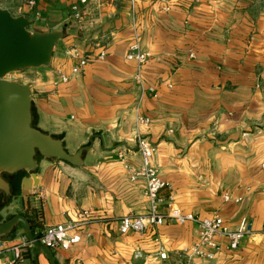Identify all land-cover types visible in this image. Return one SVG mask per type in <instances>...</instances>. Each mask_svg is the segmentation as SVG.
I'll return each mask as SVG.
<instances>
[{
    "label": "crops",
    "instance_id": "obj_1",
    "mask_svg": "<svg viewBox=\"0 0 264 264\" xmlns=\"http://www.w3.org/2000/svg\"><path fill=\"white\" fill-rule=\"evenodd\" d=\"M35 2L39 19L25 13L31 28L65 35L49 66L20 73L31 90L32 125L69 154L92 142L79 164L38 156L36 185L26 190L22 172L8 194L1 190L0 222L22 214L35 236L89 211L78 243L49 248L54 264H264V0ZM135 39L150 54L142 65L126 58ZM74 49L87 59L76 73ZM138 136L153 144L167 182L160 206L197 219L218 214L231 227L246 219L251 233L237 249L221 239L218 250L203 248L212 257L192 255L186 248L199 226L191 220L119 232V217L149 207L144 181H131L124 167L140 163ZM34 252L19 223L0 235V264H50L43 251L35 262Z\"/></svg>",
    "mask_w": 264,
    "mask_h": 264
},
{
    "label": "water",
    "instance_id": "obj_2",
    "mask_svg": "<svg viewBox=\"0 0 264 264\" xmlns=\"http://www.w3.org/2000/svg\"><path fill=\"white\" fill-rule=\"evenodd\" d=\"M32 24L33 20L24 14L13 15L2 7L0 0V190L7 194L10 183L4 175L15 180L20 173H29L22 178V183L26 190L30 189L32 180L37 184L38 156L79 164L82 152L92 142L89 139V145L80 147L74 154L67 153L59 138L32 125L30 86L7 79L26 69L49 66L55 46L65 35L58 29H32ZM18 223L27 242L35 249V262L38 252L43 251L50 264H54L50 249L35 238L29 221L22 214L0 222V235L12 232ZM21 252L29 255L27 246H21ZM25 262L30 263V260Z\"/></svg>",
    "mask_w": 264,
    "mask_h": 264
},
{
    "label": "built area",
    "instance_id": "obj_3",
    "mask_svg": "<svg viewBox=\"0 0 264 264\" xmlns=\"http://www.w3.org/2000/svg\"><path fill=\"white\" fill-rule=\"evenodd\" d=\"M132 6L135 0H130ZM81 3H86L87 0H80ZM36 9L35 0H22L18 10L21 14L30 12L34 19H39V12ZM73 16L76 19L81 18L80 10L74 6ZM104 52H101L103 55ZM73 56L79 57V62L72 68L73 72H79L87 63V59L80 58L76 49L72 51ZM150 57L149 52L141 50L137 39L129 44L126 52V58L135 60L139 65L144 64ZM64 80L66 78H63ZM138 123L147 125L148 119L142 116L138 117ZM138 154L140 163H125V171L131 181L143 180L145 183L144 196L149 203L147 213L145 214H126L119 217L116 222L120 233L126 234L143 233L149 226L157 227L166 221H174L183 224L186 221H195L199 226L198 240L190 247L186 248L192 255H206L212 257L213 253H205L203 248L209 247L212 250H218L221 244V239H225L230 250L238 248L240 241L249 233L251 227L246 219H242L236 227H231L220 215L214 214L211 217L197 219L192 214H182L177 208H173L171 204H167V208L161 207L162 198L160 191L166 188L167 182L162 178L157 166L153 163L154 146L147 138L143 136L137 137ZM122 157L121 154H119ZM259 168L264 179V159L260 162ZM228 194H224V200H229ZM163 209H166L164 211ZM90 212L83 210L77 216V219L67 223L49 224L35 234V238L48 248H69L80 241L81 228L87 223ZM16 258H20V249L14 247ZM165 257V254H160Z\"/></svg>",
    "mask_w": 264,
    "mask_h": 264
},
{
    "label": "rangeland",
    "instance_id": "obj_4",
    "mask_svg": "<svg viewBox=\"0 0 264 264\" xmlns=\"http://www.w3.org/2000/svg\"><path fill=\"white\" fill-rule=\"evenodd\" d=\"M10 1H11V4H5V5H7V7H9L11 9V11H12V9L14 10V7L17 5L16 3L19 2V4H20L22 0H10ZM2 7H4V6H2ZM4 8H6V7H4ZM12 13H13V15H16V12L15 11H13ZM26 76L27 75H25V74H23L22 76L20 74H14V75H11V76H7V79L8 80H11V81H17V82L22 83V81L25 80V77ZM7 216H9V215H7Z\"/></svg>",
    "mask_w": 264,
    "mask_h": 264
},
{
    "label": "flooded vegetation",
    "instance_id": "obj_5",
    "mask_svg": "<svg viewBox=\"0 0 264 264\" xmlns=\"http://www.w3.org/2000/svg\"><path fill=\"white\" fill-rule=\"evenodd\" d=\"M4 177L9 181L10 184H11V182H13V178H12L11 176H9V175H4ZM1 194H2V192H1V190H0V201H1Z\"/></svg>",
    "mask_w": 264,
    "mask_h": 264
}]
</instances>
